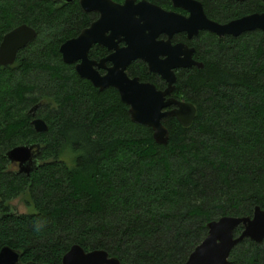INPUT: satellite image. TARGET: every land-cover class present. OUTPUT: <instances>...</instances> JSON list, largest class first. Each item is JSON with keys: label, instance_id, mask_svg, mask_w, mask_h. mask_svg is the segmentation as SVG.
<instances>
[{"label": "trees", "instance_id": "16d2710c", "mask_svg": "<svg viewBox=\"0 0 264 264\" xmlns=\"http://www.w3.org/2000/svg\"><path fill=\"white\" fill-rule=\"evenodd\" d=\"M203 1L219 22L264 12L262 0ZM87 17L76 0H0V43L21 24L37 32L12 65H0V250L62 264L79 244L122 264H185L209 222L264 208V33L207 35L196 54L204 66L177 71L173 92L196 106L195 119L186 127L165 117L170 139L159 144L117 89L100 90L64 62L61 45ZM127 72L165 85L142 61ZM37 117L48 131L35 130ZM32 144L37 165L19 173L7 152ZM21 195L34 211L12 210ZM229 260L264 264V241L243 240Z\"/></svg>", "mask_w": 264, "mask_h": 264}, {"label": "water", "instance_id": "95a60500", "mask_svg": "<svg viewBox=\"0 0 264 264\" xmlns=\"http://www.w3.org/2000/svg\"><path fill=\"white\" fill-rule=\"evenodd\" d=\"M72 2L73 0H62ZM246 1V0H239ZM193 0H182L180 5L191 10L190 17L169 13L156 8L152 12L154 23L138 17L141 10L133 0H127L123 5L112 0H81L85 11L96 9L101 17L91 27L82 31L78 37L66 40L60 47L64 62L75 64L77 73L104 90L114 87L121 99L129 105V113L133 121L153 129V137L159 144H167L170 131L164 124L165 117H175L183 126H190L196 116V106L188 101L173 96L177 86L179 68L197 66L202 68L203 62L193 58V48L183 44L171 45L170 41H158L159 33L171 35L174 32L188 30L189 35L197 34L199 29H206L217 35L239 36L256 29L264 33V12H254L220 23L205 14L201 3L192 7ZM264 2V0H263ZM195 4V3H194ZM144 21L143 24L141 21ZM146 25V26H145ZM101 28L111 30L105 36ZM149 29V30H147ZM147 31V32H146ZM149 31V32H148ZM37 36L36 30L27 24H21L3 36L0 43V65H12L18 52L25 48ZM123 39L127 46L117 49L102 62L110 60L113 65L107 72L101 74L94 65L96 61L88 57L92 43L99 42L109 47L117 48L116 39ZM111 41V45H110ZM137 59L146 61L150 71L159 74L166 82L163 89L150 81H143L138 76L127 73L128 65ZM103 66V64H98ZM39 105L32 108L35 111ZM35 130L46 132L47 122L40 118L32 121ZM39 144L19 145L7 152L11 163L19 166V173L30 174L37 165ZM208 234L190 254L185 264H229L232 250L243 240L250 239L257 243L264 241V208L256 206L252 216H224L208 223ZM241 228L239 234L236 229ZM0 264H47L36 261L24 262L20 250L5 245L0 250ZM62 264H122L117 256H111L104 249L85 250L81 245L74 244L64 255Z\"/></svg>", "mask_w": 264, "mask_h": 264}, {"label": "flooded vegetation", "instance_id": "af4514ba", "mask_svg": "<svg viewBox=\"0 0 264 264\" xmlns=\"http://www.w3.org/2000/svg\"><path fill=\"white\" fill-rule=\"evenodd\" d=\"M60 1H62V0H60ZM112 1L123 5L124 3H126L127 0H112ZM193 1H195V2H193L191 4L192 7L198 8V5L196 6V3H201L205 14L207 15V17H209L208 14L206 13V7L204 4V1L203 0H193ZM234 1L246 2L248 0H246V1L234 0ZM76 3H77V6L80 8V10H82L83 13L88 15V17H87L88 24H86L85 26L80 28V30L78 29V33L76 35V37H78L82 33L83 30L91 27L95 22H97L99 20V18L101 17V12L96 10V9H91L89 11H85L81 5V0H76ZM133 3L139 5V8L141 10V13H140V15H138V17L141 19L144 18V20H146V22L148 24L146 28H148V26H149L152 30H153V28L149 23H154V21L152 20V18L154 16V14L152 12H155L154 7L162 9L166 12L175 13V14H178V15H181L184 17H190L191 16V10L184 7L183 5H180L182 3V0H133ZM209 18L212 20H215L211 17H209ZM154 19H155V16H154ZM215 21H217V20H215ZM143 22L144 21L142 20L141 23L143 24ZM226 22H220V23H226ZM147 30H149V29H147ZM100 31L105 36L111 34V30H109L107 28H101ZM189 33H190V31H188V30L177 31V32L172 33L171 35H169L168 33L162 32V33H159V35L156 37V40H158V41H168L169 40L171 45L183 44L189 48H193L194 49L193 58L197 61H200L196 58L197 48L201 46L202 42H204V40L207 38V35L214 34V35L220 37L216 33L209 31V30H206V29H199L197 34H193L191 36L189 35ZM224 36H226V35H224ZM224 36H221V37H224ZM116 42L117 43H115V44H117L116 45L117 48L109 47L107 44L99 43V42L92 43V45L89 48L88 57L91 60L96 61V64L94 65V67L101 74L106 73L108 68L113 65L112 61H110V60H107L104 62H102V61L105 58H107L109 55L114 53L117 49H121V48H124L127 46V42L123 39V37L120 40L116 39ZM110 45H111V41H110ZM140 61L144 62L146 64V67L149 69L146 61H144L142 59H137V60L132 61L128 65V67L131 66L132 64H134L135 62H140ZM79 62L80 61H77L74 65H76ZM200 62H202V61H200ZM100 63L103 64V66H99L98 64H100ZM128 67H127V69H128ZM192 67H197V66H192ZM192 67H189V68H192ZM180 69H188V68H179L176 70V72L179 71ZM149 71H150V69H149ZM160 78L165 82V80L161 76H160ZM166 86H167V84L165 82V85L163 88H165ZM163 88H160V89H163ZM12 166L15 170H19L18 164L12 163Z\"/></svg>", "mask_w": 264, "mask_h": 264}, {"label": "rangeland", "instance_id": "374dc122", "mask_svg": "<svg viewBox=\"0 0 264 264\" xmlns=\"http://www.w3.org/2000/svg\"><path fill=\"white\" fill-rule=\"evenodd\" d=\"M27 195H21L10 202L11 208L17 213H29L34 211L32 204L29 203Z\"/></svg>", "mask_w": 264, "mask_h": 264}, {"label": "clouds", "instance_id": "9594fccd", "mask_svg": "<svg viewBox=\"0 0 264 264\" xmlns=\"http://www.w3.org/2000/svg\"><path fill=\"white\" fill-rule=\"evenodd\" d=\"M41 228H42L41 222L40 221H36L34 223V231L39 233L41 231Z\"/></svg>", "mask_w": 264, "mask_h": 264}]
</instances>
